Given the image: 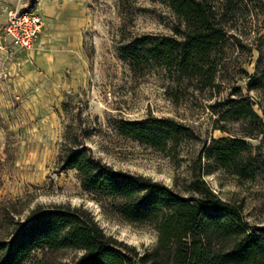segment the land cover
Listing matches in <instances>:
<instances>
[{
	"label": "rangeland",
	"instance_id": "obj_1",
	"mask_svg": "<svg viewBox=\"0 0 264 264\" xmlns=\"http://www.w3.org/2000/svg\"><path fill=\"white\" fill-rule=\"evenodd\" d=\"M2 13L34 11L37 0H14ZM86 12L79 56L72 68L55 76L35 68L22 70L16 58L27 51L10 45L0 27V204L11 202L23 219L37 206L69 205L91 213L106 235L140 254L150 251L157 233L149 224H130L111 210L112 201L82 190L73 170L62 162L71 149L85 147L115 170L141 175L182 191L193 170L221 200L241 207L249 231L264 234V0L212 2L227 33L219 92L199 93L187 81L177 85L163 68L138 73L120 59L119 47L136 37H172L176 21L160 0H70ZM4 39V40H3ZM16 70H11L10 65ZM10 67V68H9ZM256 88H249V80ZM234 89L248 97L262 124L245 138L257 169L252 179L217 167L199 156L211 140L240 137L241 121L227 132L214 129L209 106ZM173 119L194 137L164 151L123 136L121 121L147 117ZM202 157V155H201ZM200 168V169H199ZM78 252L67 251L57 264H70ZM35 257H38L37 255Z\"/></svg>",
	"mask_w": 264,
	"mask_h": 264
},
{
	"label": "trees",
	"instance_id": "obj_2",
	"mask_svg": "<svg viewBox=\"0 0 264 264\" xmlns=\"http://www.w3.org/2000/svg\"><path fill=\"white\" fill-rule=\"evenodd\" d=\"M176 25L172 37H136L123 43L120 59L134 73L161 67L177 85L187 81L199 93L219 92L227 33L215 0H160ZM249 80V88H256ZM217 117L214 129L227 132L229 121H241L240 137L211 140L199 156L217 167L252 179L257 169L245 138L262 124L248 97L234 89L225 100L209 106ZM119 132L141 144L164 151L194 137L191 128L173 119L147 117L121 121ZM202 155V157H201ZM63 170L76 172L83 191L112 201L111 212L122 221L152 225L155 246L144 254L105 234L90 212L69 205L37 206L23 219L15 204H0V264H57L67 251L78 252L70 264H264V234L249 231L241 207L218 198L192 171L177 191L150 178L113 169L85 148L71 149ZM200 169V168H199ZM38 257H35V256Z\"/></svg>",
	"mask_w": 264,
	"mask_h": 264
},
{
	"label": "crops",
	"instance_id": "obj_3",
	"mask_svg": "<svg viewBox=\"0 0 264 264\" xmlns=\"http://www.w3.org/2000/svg\"><path fill=\"white\" fill-rule=\"evenodd\" d=\"M10 3L15 1L0 0V27L6 19L2 6ZM34 12L44 19L42 34L32 50L16 58V65H25L21 72L25 69L30 72L31 68H35L41 74L52 76L72 68L79 56L81 31L86 23L85 10L70 0H37ZM3 57L0 52V68ZM10 67L16 70L13 64Z\"/></svg>",
	"mask_w": 264,
	"mask_h": 264
},
{
	"label": "built area",
	"instance_id": "obj_4",
	"mask_svg": "<svg viewBox=\"0 0 264 264\" xmlns=\"http://www.w3.org/2000/svg\"><path fill=\"white\" fill-rule=\"evenodd\" d=\"M44 19L34 11L12 9L6 12L3 27L10 45L22 51H30L40 39Z\"/></svg>",
	"mask_w": 264,
	"mask_h": 264
}]
</instances>
